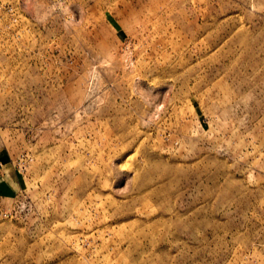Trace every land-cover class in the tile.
I'll return each mask as SVG.
<instances>
[{
  "label": "rangeland",
  "instance_id": "rangeland-1",
  "mask_svg": "<svg viewBox=\"0 0 264 264\" xmlns=\"http://www.w3.org/2000/svg\"><path fill=\"white\" fill-rule=\"evenodd\" d=\"M0 264H264V0H0Z\"/></svg>",
  "mask_w": 264,
  "mask_h": 264
}]
</instances>
